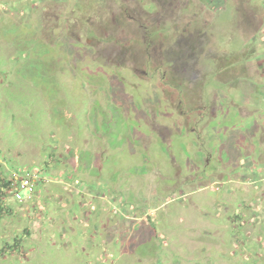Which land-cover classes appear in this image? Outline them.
Listing matches in <instances>:
<instances>
[{"label": "rangeland", "instance_id": "374dc122", "mask_svg": "<svg viewBox=\"0 0 264 264\" xmlns=\"http://www.w3.org/2000/svg\"><path fill=\"white\" fill-rule=\"evenodd\" d=\"M14 168L0 264H264V0H0Z\"/></svg>", "mask_w": 264, "mask_h": 264}, {"label": "trees", "instance_id": "16d2710c", "mask_svg": "<svg viewBox=\"0 0 264 264\" xmlns=\"http://www.w3.org/2000/svg\"><path fill=\"white\" fill-rule=\"evenodd\" d=\"M14 170H15V174L21 177L26 176V175H31L33 173V171H30V170L23 171L21 169L18 170L17 168H14ZM16 175H13L14 177L13 179H6V176H7L6 174L0 176V222L5 216H10V215L12 216L14 214L15 209L13 208V205H16L17 201L15 200V197L14 198L12 197L11 194L13 190L15 189V187L17 186ZM35 193H36V189H35ZM8 199H10L11 201H9ZM13 199H14V202H13ZM15 241H16V244L7 245L9 249L8 254L10 253V251L14 252L16 249H18L19 251L21 239H15ZM145 246H147V244L140 246L139 250H144ZM0 252L4 253L5 251L2 250Z\"/></svg>", "mask_w": 264, "mask_h": 264}, {"label": "built area", "instance_id": "2783aa9c", "mask_svg": "<svg viewBox=\"0 0 264 264\" xmlns=\"http://www.w3.org/2000/svg\"><path fill=\"white\" fill-rule=\"evenodd\" d=\"M17 179V186L13 190V195L17 202H22L25 198L32 197L35 193V187L32 185L30 175L19 176Z\"/></svg>", "mask_w": 264, "mask_h": 264}, {"label": "clouds", "instance_id": "9594fccd", "mask_svg": "<svg viewBox=\"0 0 264 264\" xmlns=\"http://www.w3.org/2000/svg\"><path fill=\"white\" fill-rule=\"evenodd\" d=\"M35 189H36V186H35ZM12 194H13V193H12ZM12 194H11V195H12ZM34 195H35V193H34ZM34 195H33V196H34ZM13 196H14V195H13Z\"/></svg>", "mask_w": 264, "mask_h": 264}]
</instances>
